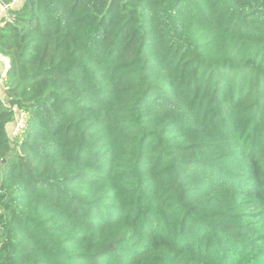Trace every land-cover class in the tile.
<instances>
[{
	"label": "trees",
	"instance_id": "1",
	"mask_svg": "<svg viewBox=\"0 0 264 264\" xmlns=\"http://www.w3.org/2000/svg\"><path fill=\"white\" fill-rule=\"evenodd\" d=\"M0 54V264H264V0H23Z\"/></svg>",
	"mask_w": 264,
	"mask_h": 264
},
{
	"label": "built area",
	"instance_id": "2",
	"mask_svg": "<svg viewBox=\"0 0 264 264\" xmlns=\"http://www.w3.org/2000/svg\"><path fill=\"white\" fill-rule=\"evenodd\" d=\"M9 8L16 10L17 9V0H12L11 4L8 6L3 5L0 2V17L6 16ZM8 69H9L8 59L5 56L0 54V85H3ZM24 127H25V117H24V114H22L16 120L15 136L18 134H21Z\"/></svg>",
	"mask_w": 264,
	"mask_h": 264
},
{
	"label": "rangeland",
	"instance_id": "3",
	"mask_svg": "<svg viewBox=\"0 0 264 264\" xmlns=\"http://www.w3.org/2000/svg\"><path fill=\"white\" fill-rule=\"evenodd\" d=\"M0 86H2V85H0ZM23 113H21L20 115H22ZM20 115H18V116H16L15 117V120L13 121L15 124H16V120L18 119V117L20 116ZM14 126V127H13ZM9 138L11 139V141H12V147L14 146V144H16L17 143V137H15V125H13L12 123H11V125H9ZM17 136V135H16Z\"/></svg>",
	"mask_w": 264,
	"mask_h": 264
},
{
	"label": "crops",
	"instance_id": "4",
	"mask_svg": "<svg viewBox=\"0 0 264 264\" xmlns=\"http://www.w3.org/2000/svg\"><path fill=\"white\" fill-rule=\"evenodd\" d=\"M23 0H17V9L22 6ZM0 97H2V86H0ZM9 125L7 126V133L9 134Z\"/></svg>",
	"mask_w": 264,
	"mask_h": 264
}]
</instances>
